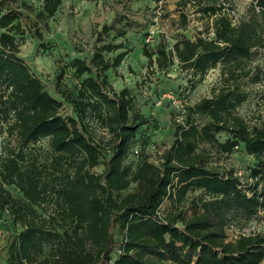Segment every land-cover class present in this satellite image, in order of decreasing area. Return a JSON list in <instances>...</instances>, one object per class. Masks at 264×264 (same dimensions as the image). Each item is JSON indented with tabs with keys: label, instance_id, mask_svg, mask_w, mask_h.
<instances>
[{
	"label": "trees",
	"instance_id": "1",
	"mask_svg": "<svg viewBox=\"0 0 264 264\" xmlns=\"http://www.w3.org/2000/svg\"><path fill=\"white\" fill-rule=\"evenodd\" d=\"M43 1L45 18H53L64 2ZM227 1L181 0L183 9L212 21L213 36L183 37L171 51L160 45L157 68L167 71L175 58L181 71L203 81L221 66L223 83L191 109L205 124L190 119L188 127L177 126L161 166L143 157L135 169L127 161L140 141L147 143L150 121L136 110L129 90L117 93L110 83L109 73L122 66L127 52L112 60L106 55L124 46L108 44L71 60L57 78L58 100L18 57L20 15L0 10V221L13 212L18 227L8 240L7 264L263 262V233L230 241L228 230L264 212V122L251 128L237 115L248 100L240 84L250 76L244 64L264 37L254 20L235 24L224 12ZM254 9L264 16V0H256ZM181 19L186 28V11ZM108 26L104 32L116 29ZM66 75L73 80L64 86ZM64 104L71 117L60 114ZM94 125L105 130L107 140ZM45 139L51 156L39 162L36 146ZM202 144L221 155L243 149L247 181L235 170L209 168V154L198 152ZM101 164L104 172L92 174ZM8 188L22 198L13 199Z\"/></svg>",
	"mask_w": 264,
	"mask_h": 264
},
{
	"label": "rangeland",
	"instance_id": "2",
	"mask_svg": "<svg viewBox=\"0 0 264 264\" xmlns=\"http://www.w3.org/2000/svg\"><path fill=\"white\" fill-rule=\"evenodd\" d=\"M43 3V0H0V10H13L20 15L24 36L21 37L23 44L18 57L58 100L62 99L57 93V78L71 60L88 58L95 50L108 44L124 46V49L106 55L108 60H112L116 54L127 52L122 66L109 73L110 83L117 93L123 89L129 90L136 110L150 121L144 137L147 143L140 141L131 152L128 165L135 169L140 160L146 157L154 166H161L165 154L174 143L177 126L188 127L190 119L199 127L206 123L204 118L192 114L191 109L202 100L212 98L222 86L221 66L199 81L181 71L175 58L167 71H160L154 61V53L160 45H166L167 50L171 51L183 37L192 39L200 33L212 37L211 20L201 19L191 7L183 9L181 0H64L53 18H45L42 14ZM255 5L256 0H228L224 12L230 15L235 24L254 20L264 37V16L255 11ZM181 11L187 12L186 28L183 27ZM107 25L116 29L104 32ZM118 31L126 35L120 37ZM145 52L152 56L153 64ZM253 52L254 55L243 67L250 76L240 82L248 94V100L237 109V115L251 128L264 122V45L256 47ZM257 77L261 81L255 83ZM72 80L70 75H66L62 84L70 85ZM192 86L195 88L191 89ZM60 114L68 118L73 112L64 104ZM93 127L98 137L107 140L105 130L97 125ZM219 137L222 141L226 139L224 135ZM1 142L7 145L13 143L9 139ZM198 152L209 154V168L235 170L243 174L244 181H247L244 170L249 159L243 149L239 148L231 155H221L209 145L202 144ZM36 155L39 162H45L51 156L48 140H42L36 146ZM103 172V164L91 171L96 176ZM8 190L13 199L22 198L17 189ZM14 217L13 212H6L0 221V264H7L8 240L18 229L13 223ZM255 232L264 234V212L248 224L230 228L229 240ZM261 264H264V260Z\"/></svg>",
	"mask_w": 264,
	"mask_h": 264
},
{
	"label": "built area",
	"instance_id": "3",
	"mask_svg": "<svg viewBox=\"0 0 264 264\" xmlns=\"http://www.w3.org/2000/svg\"><path fill=\"white\" fill-rule=\"evenodd\" d=\"M137 153V152H136Z\"/></svg>",
	"mask_w": 264,
	"mask_h": 264
}]
</instances>
